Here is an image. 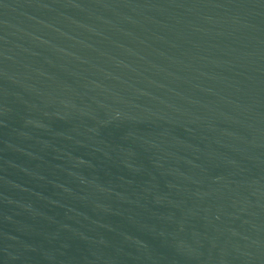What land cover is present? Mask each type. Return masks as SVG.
<instances>
[{"label": "water", "instance_id": "95a60500", "mask_svg": "<svg viewBox=\"0 0 264 264\" xmlns=\"http://www.w3.org/2000/svg\"><path fill=\"white\" fill-rule=\"evenodd\" d=\"M0 264H264V0H0Z\"/></svg>", "mask_w": 264, "mask_h": 264}]
</instances>
